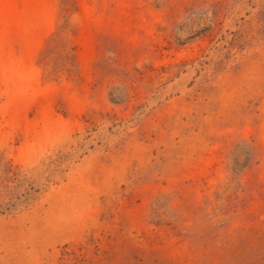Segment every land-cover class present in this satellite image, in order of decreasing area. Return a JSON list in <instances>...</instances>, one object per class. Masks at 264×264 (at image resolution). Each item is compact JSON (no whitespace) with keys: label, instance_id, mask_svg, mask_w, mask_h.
Returning a JSON list of instances; mask_svg holds the SVG:
<instances>
[{"label":"rangeland","instance_id":"1","mask_svg":"<svg viewBox=\"0 0 264 264\" xmlns=\"http://www.w3.org/2000/svg\"><path fill=\"white\" fill-rule=\"evenodd\" d=\"M0 264H264V0H0Z\"/></svg>","mask_w":264,"mask_h":264}]
</instances>
